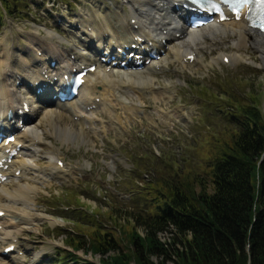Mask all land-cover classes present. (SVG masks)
<instances>
[{"label": "rangeland", "instance_id": "1", "mask_svg": "<svg viewBox=\"0 0 264 264\" xmlns=\"http://www.w3.org/2000/svg\"><path fill=\"white\" fill-rule=\"evenodd\" d=\"M21 2L23 5L14 9L15 15L5 17L0 24V45L8 60L9 52L13 53L12 61L18 55L20 66L41 57L37 50L47 46L41 40L46 30L65 40L69 33L83 39L80 34L89 27L87 22L101 31L103 16L113 7L119 10L123 23L130 24L131 10L123 0ZM35 33H39L35 37L40 43L32 39ZM231 39L223 38L221 43L213 45L206 43L200 52L203 57L189 69L178 71L170 64L148 74L154 79L155 90L162 91L158 99L146 93L136 99L125 93L133 103L117 97L115 118L106 110L92 108L94 124L91 128L83 126L85 142L77 141L73 145L55 142L67 172L60 181L39 187L36 207L31 213L39 214L42 220L29 222L28 228L17 236L23 250L20 254L24 257L23 264L85 261L98 264L103 257L90 253L88 234L99 225L115 230L114 218H120L116 221L123 225L128 212H154L159 204L153 202L162 200L158 194L166 193L157 181L190 173L210 186L208 163L232 131L226 115L232 111L229 104L237 99L256 103L264 118V69L258 65L259 57L251 49L236 50L229 44ZM223 52L242 53V59L233 64L223 63L220 57ZM43 58L47 61L44 66L48 67L53 58L50 55ZM41 68L43 65L38 67ZM9 69L14 73L13 65ZM145 86L142 87L146 90ZM70 121L77 128L76 121L64 112L60 123ZM41 164H45L44 159ZM143 199L153 204L146 206ZM6 219L13 221V216ZM78 239L80 249L73 252L69 242ZM125 243L119 248L125 249ZM151 260L158 263L160 259L152 256Z\"/></svg>", "mask_w": 264, "mask_h": 264}, {"label": "bare ground", "instance_id": "2", "mask_svg": "<svg viewBox=\"0 0 264 264\" xmlns=\"http://www.w3.org/2000/svg\"><path fill=\"white\" fill-rule=\"evenodd\" d=\"M123 2L131 10L129 25L123 23L119 10L113 7L103 16L101 31H96L87 22L89 27L80 34L83 39L69 33L68 40H65L46 30L41 40L47 46L44 50H37L41 52V57L32 60L31 64L25 62L22 66L18 65V55L12 61L13 53L9 51L8 60L6 51L0 45V119L4 127L14 131L15 137L14 142L5 145L3 140L0 145V177L4 178L0 182V212L4 214L0 217V264H23L24 257L20 256L23 250L18 245L17 236L28 228L29 222L42 220V216L36 212L31 213L36 207L39 187L60 181L67 172L63 162V166H58L62 153L55 142L72 145L77 141L85 142L87 136L83 126H93L92 108L106 110L115 118L117 97L133 103L132 98L124 96L125 93H130L136 99L145 93L158 99L162 91L155 90L154 79L148 74L166 69L170 64L175 65L178 71L189 69L203 57L200 52H203L206 43L213 45L223 38L229 40L233 37L229 44L238 51L251 49L255 52L259 57L258 65L264 69V35L249 28L244 19L245 11L237 21L229 17L220 22L215 17L208 25L193 29L186 25L188 15L184 13L183 0ZM115 19L117 22H114ZM37 34L32 39L40 43L39 38L35 37ZM37 43L34 46L38 49ZM64 45L70 48L66 49ZM133 46L138 52H154V56L159 58L150 59L145 55L149 62L143 65L141 72L123 70L118 65L113 66V62L101 61L111 55L115 57L114 61H122L121 52ZM224 53L220 55L221 60L226 58L230 64L242 59V53ZM48 55L56 62L52 69L49 66L51 61L48 67L44 66L47 61L43 56ZM12 65L14 73L9 69ZM40 65L43 68L38 69ZM89 66H95V70L85 76V82L73 100L61 103L49 98L58 92L64 77ZM44 84L42 96L37 95L36 90ZM26 108L28 113H25ZM64 112L76 121L77 128L73 121L60 123ZM9 113L12 115L10 119L7 118ZM20 121H23L22 124ZM12 152L15 155L9 157ZM43 159L45 164H41ZM9 215L13 216V221L6 219ZM159 239L164 243L167 235L160 234ZM12 246L14 251L8 256L4 255L5 250ZM35 258H38L37 255Z\"/></svg>", "mask_w": 264, "mask_h": 264}, {"label": "trees", "instance_id": "3", "mask_svg": "<svg viewBox=\"0 0 264 264\" xmlns=\"http://www.w3.org/2000/svg\"><path fill=\"white\" fill-rule=\"evenodd\" d=\"M16 5L23 4L0 0V24ZM229 105L232 131L212 153L210 186L190 173L157 181L166 193L158 194L154 212H128L123 225L114 218L115 230L99 225L88 234L90 253L103 257L99 264H264V118L256 103ZM69 246L77 252L79 239Z\"/></svg>", "mask_w": 264, "mask_h": 264}, {"label": "snow or ice", "instance_id": "4", "mask_svg": "<svg viewBox=\"0 0 264 264\" xmlns=\"http://www.w3.org/2000/svg\"><path fill=\"white\" fill-rule=\"evenodd\" d=\"M225 2H228V0H225ZM233 2H234L236 5L242 7L245 3H248L249 0H233ZM261 3L264 4V0H261ZM222 18H223V17H222ZM237 18H239V16H237Z\"/></svg>", "mask_w": 264, "mask_h": 264}]
</instances>
